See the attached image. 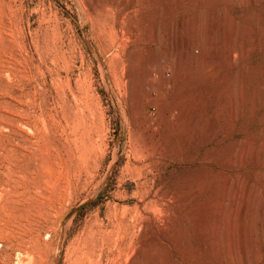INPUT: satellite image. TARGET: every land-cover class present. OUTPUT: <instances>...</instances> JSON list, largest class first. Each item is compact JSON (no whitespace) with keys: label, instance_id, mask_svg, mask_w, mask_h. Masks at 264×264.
Listing matches in <instances>:
<instances>
[{"label":"rangeland","instance_id":"rangeland-1","mask_svg":"<svg viewBox=\"0 0 264 264\" xmlns=\"http://www.w3.org/2000/svg\"><path fill=\"white\" fill-rule=\"evenodd\" d=\"M138 1L0 0V264H148L151 257L156 264H229L225 259L216 262L202 240L215 230L225 231L234 201L242 194L241 182H250V208L264 177V86L259 109H251L256 84L264 85V46L246 42L264 35V2ZM157 5L167 12L168 31L175 26L172 14L175 19H181L183 11L192 17L204 15L189 26L179 25L176 40L160 52V64L170 67L166 76L176 63L190 78L177 100L189 104L199 99L197 109L204 115L198 136L184 150L173 147L166 158H154L153 168L137 167L136 162L149 160L147 152L139 153L137 113L131 111L129 83L121 68L148 38H138L139 34L133 37L139 41L129 38V25L135 28ZM239 41L247 45L243 59L250 72L236 117L229 121L224 108L218 111L213 102L224 83L217 79L215 85L204 69L213 55L222 63ZM199 44L213 46L212 54L197 57L192 50ZM242 63L234 58L233 75ZM168 93L163 90L170 97ZM150 112L159 118L157 106H150ZM194 132L192 125L190 133ZM239 147H248L249 154L235 157ZM173 193L177 201L169 200ZM156 201L165 203L171 223L186 224L185 248L174 243L171 233L166 235L162 224L167 218ZM214 203L220 206L221 217L216 216ZM148 219L163 242L143 238L137 257L120 263V252L130 242L125 234L133 229L139 233ZM250 245L247 257L241 254L237 264H255Z\"/></svg>","mask_w":264,"mask_h":264},{"label":"bare ground","instance_id":"bare-ground-1","mask_svg":"<svg viewBox=\"0 0 264 264\" xmlns=\"http://www.w3.org/2000/svg\"><path fill=\"white\" fill-rule=\"evenodd\" d=\"M136 1H138V0H136ZM228 1H231V0H228ZM262 1L264 2V0H262ZM186 2L187 1L185 0V3ZM247 2L249 5H254L258 1L257 0H247ZM139 3L140 2L138 1V4ZM182 6H185V4H182ZM135 9L133 8L132 10H135ZM153 10L151 12L146 13L145 16L147 18L143 17L144 18L143 20L140 19L141 21L139 20V22H138L139 25L135 26V28L133 26L129 25V27H131L130 31H128V33L130 34L129 38L133 39V37H135L137 34L141 35V37H138V38H142V35H144L145 38H147V37L148 38L143 43L141 41L142 44L140 43L139 46L137 45V48H135L134 52H131L125 58L124 63L121 60L123 63V68H121V69L124 71V74L127 78L126 82L129 83V85H127V86H129V90H130V95H131L130 101H132V108H131L132 110L131 111H135L137 113V116H136L137 119H136L135 127H137L138 132H139L137 135V136H139L138 138L142 139L141 140L142 146L139 150V153L141 154V153L147 152L145 158L149 160L148 162L138 161V162H136V165H137V167H141L142 165L143 166L148 165L150 168H153L155 166L154 158H160V157L166 158L170 153L173 152V151H171L173 147L178 149V150H184V148L187 147L189 145V143L193 140V138H195V136L198 134L199 121H202L203 115H204V114H202L201 110L197 109V107L200 106L201 102L199 99H197V100L194 99L196 97H194V98L189 97V96L187 97V95H188L187 94L185 96V98L187 97V99L192 98L195 100V101H193V103L189 100L190 101L189 104L188 103L184 104V101H183V104L182 103L180 104L179 101L181 99L177 100L178 93H180L183 89L182 85L185 84L187 82V80L190 79V78L188 79V74L185 73V71H183L182 69L179 70L178 69L179 66H177L176 63H173V65L171 67L172 74L168 77L165 75V70H169L170 67L168 69H165L166 66L164 67V65L160 64V52L162 51L163 48L168 46L170 40H176V38H177L176 30L178 29V26L184 25V24L189 26L190 22H192V19L196 18L197 20H199V19L201 20V18H203L204 15L201 12L198 14L196 13V15L192 17V15H190V16L188 15L187 11H183V17L181 19H175V17H174L175 15L172 14L170 19H171V21H173L175 26H172L171 31H168L165 28V24H164L165 19L168 17L166 15L167 12L164 11L162 9V7H160L159 5H157V7L154 8ZM262 10L263 9H261V11ZM129 11H131V10H129ZM141 12H143V11L141 10ZM211 12H213V11H211ZM211 12H210V14H211ZM137 13H138V11H137ZM259 13H260V11H259ZM263 13H264V11L262 12V14ZM213 14H215V11L213 12ZM213 14H211V16ZM125 15H127V14H125ZM216 15H215V17H216ZM131 16H133V15H130V17ZM127 17L125 19L126 21L129 20ZM212 17H211V19H212ZM211 19H209L210 25L214 24V23H211ZM214 19H216V18H214ZM261 20H262V18H261ZM132 21H133V19H132ZM209 21L207 20V23ZM215 25H216V23H215ZM221 26H223V24ZM127 27H128V25H127ZM127 27H126V29H127ZM212 28L213 27H211V29ZM215 29H216V27H215ZM261 30H264V29H261ZM225 31H227V29ZM228 31L230 32V27H229ZM231 31H232V28H231ZM251 31H252V33H254V32L257 33L258 30H256V31L251 30ZM247 32H250V31H247ZM259 32H261V31H259ZM146 33H148V36H146ZM122 34L126 35L123 32H122ZM225 34H226V32H225ZM263 34H264V32H263ZM214 35H215V33H214ZM214 35H212V36H214ZM229 35H231V33H229ZM249 35L252 36V34H249ZM257 35H259V34H257ZM256 37H258V36H256ZM127 38H126V40H128ZM120 39L122 41L123 39H125V37H121ZM135 39H133V40H135ZM210 39L213 40L212 37ZM136 40H138V39H136ZM142 40L144 41V39H142ZM251 40H252V43H255V44L259 43L261 45V47H262V45L264 46V35L262 37H260V39H258V38L256 39L253 35L246 42H251ZM119 42H120V40H119ZM124 42H126V41H124ZM128 42H130V41L128 40ZM134 43H136V42H133V46H134ZM244 43L242 41H239V43H237V47L235 49H228L226 54H225V57L223 58V61L221 60L222 63H218V60L215 58V55H213L212 60L207 59V64L209 63L210 60L211 61L208 65H206V67L204 69V75L209 80L214 81V83H215V81L217 79H220L224 83V87L222 89H221V87H219L221 89V90H219V93L215 92L218 95L215 96L217 98H215V101H213V102L216 104L218 111L221 108H224V110L226 111V119H228L229 121L233 120V118H234L233 116L237 112L236 109L238 108V105L241 103V100H243L242 99V97H243L242 90H243V86H245V79H246L247 71L249 70V69L247 70V66H248L247 61H244V59L246 60V58L243 59V57H245L244 46L247 47V45H244ZM122 44H123V42H122ZM259 44H257V45H259ZM120 45H121V43H120ZM124 45L125 44H123V46ZM209 46H210V43H209ZM120 47L119 48L121 49V52H122V45ZM250 47H248L247 49L249 50ZM253 48L255 49V47H252V49ZM205 49H206V47L203 48L201 46V44H199L192 50V53H195L196 55L199 54L200 57H201V55H206V57H207L208 54H212V51L214 50L213 46L207 48L206 50ZM123 51H125V50H123ZM196 51H197V53H196ZM250 51H248V52H250ZM120 54H118V55L116 54L115 56H119ZM124 54L125 53L123 52V55ZM199 55H197V57H199ZM236 57L238 59H240L241 61H243V63L240 64L241 66H240L239 70H237V73L233 75V71H234V67H235L233 64V60ZM221 64L224 65L223 68H222ZM157 65L159 68L155 69V66H157ZM117 66H118V64H117ZM119 68H118V70H119ZM251 69H252V67H251ZM252 71H253V69H252ZM248 72H250V70ZM251 73H253V72H251ZM247 80L248 79H246V81ZM178 83H181V85L178 86ZM188 84L186 86H188ZM220 84H221V82H220ZM215 85H216V83H215ZM256 86H257V88H256L255 92H253L254 94L252 93V95H253L251 98L252 106L250 105L251 107H253V108H251V109H253V111H255L254 109L257 110L258 103H260V101H261V93H262L261 87L264 85L260 84V86H259L256 84ZM166 89H167V93H168V89H170V93H168L170 95V97H168V95L167 96L163 95V90H166ZM216 89H217V87H216ZM127 90H128V88H127ZM156 90H157V92H156ZM213 91H211V92L213 93ZM126 92H129V91H126ZM247 92H248V90H247ZM174 93H175V95H174ZM215 93H214V95H216ZM195 96H196V94H195ZM211 98H213V97H211ZM249 100H250V98H249ZM210 101H208V102H210ZM205 103H207V100ZM242 104H244V103H242ZM152 105L157 106L159 108V118H157V119H155L152 115V112H150V106H152ZM211 105H213V104L211 103ZM241 108H242V105H241ZM212 110H213V107H212ZM135 112H133L132 114H135ZM238 112H240V111H238ZM217 113L219 114L220 112H217ZM255 113H253V115H255ZM217 117L219 118V116H217ZM235 117H236V115H235ZM226 119H225V121H226ZM234 124H236V123H234ZM234 124H233V126H234ZM192 125H193V128L195 130L193 135L190 133V128ZM229 125H230V123H229ZM223 127H225V126H223ZM229 127L230 126H228L226 128H229ZM219 129H220V127H219ZM222 130H224V128H222ZM244 148H246V147H244ZM244 148L241 149V147H239L238 149L239 150L241 149V150L238 153H236V151H235V153L237 154V156H235V157L243 158L242 156L244 153L247 152L246 150L248 149V147L246 150ZM248 152H249V149H248ZM236 154H234V155H236ZM247 154H249V153H246V156H247ZM231 157L233 158V154L231 155ZM238 158H236V159H238ZM233 159H231V161H233ZM248 182L247 181L241 182L242 183V188H241L242 194L240 195V198L238 197L239 199H237V197L235 196L236 197V201H234L235 202L234 203L235 208L232 211L233 213L231 211H229L231 213L228 215L229 218L227 217L228 220L226 222L225 231L223 233L220 232L221 233L220 234L216 230L213 231L214 228H212L213 230L211 229L210 232L211 231H213V232L211 233V235L209 234L210 235L209 238L202 240V245L204 246L203 248H206V250L209 251L211 257L218 263H221L225 259L228 261L229 264H237L239 262V260L242 259V258H240L241 254L246 256L247 251H248V248H246V247H247V245H249V243H251L250 247H252V248H250V250L252 249L251 252H253V255H254V263L255 264H264V177H262L260 180V184L258 185V189L256 190V193L254 195L253 205L250 208H249V205H247L249 184H250V182L249 183ZM222 191H224V190H222ZM222 191H219V192L222 193ZM223 193H225V192H223ZM177 194H178V192H177ZM168 197H169L170 201L171 200L177 201V199H179L177 197V195H175L174 193H173V195L168 196ZM233 197H234V195H233ZM232 200H235V199H232ZM156 202H157L156 206L159 207V209L162 211V213H164L163 214L164 217L167 218V221H166V219L163 217V219H165L164 220L165 222L162 224V225H164L166 235L168 233H171L169 237L171 239H173L174 243L185 248L187 245V242H186L187 241L186 240L187 229L185 226L186 224H184V222L182 220H180L176 224L171 223L168 220V217L170 216L169 210L165 206L163 207V205L165 203H160L158 201H156ZM214 204L217 206L216 210H215V214H216V216H217V214H219L218 215V217H219L221 215L220 210H219L220 206H218V203H214ZM214 206H212V207H214ZM159 209H158V211H159ZM212 212H214V211H212ZM221 212H222V210H221ZM171 217H173V216H171ZM163 219H161V220H163ZM224 221H225V219H224ZM249 224L252 226L251 231H248L249 226L247 227V225H249ZM152 226H153L152 223L148 219L147 222H145L143 225H141V230L139 231V233L136 232L137 230H134V229L131 231H127L128 233L125 234L124 238L130 240V242H129V245L124 244V245H128V247L126 249H123L121 247L122 251L120 252V255L119 254L118 255H119L120 259L122 258L124 260H122V259H121V261L118 260L120 263L122 261L123 262L124 261L129 262V260L135 259L137 257L139 251L142 248L141 243H142L143 238L145 241L149 239L151 242L152 239H156L155 241L161 242V238H159L156 235L157 232H154V228ZM217 226H218V224H217ZM217 226H215V229L219 228V227L217 228ZM155 227H159V225L155 224ZM159 228H161V227H159ZM198 228H200V227H198ZM198 228H197L196 232L200 233L201 231ZM159 230H160V232H162L161 229H159ZM176 230L178 231V233H176ZM201 230L203 231V229H201ZM163 234L165 235V233H163ZM170 238H168V239L170 240ZM247 239L250 240L249 243L247 242V241H249ZM126 243H128V242L126 241ZM248 255L250 256L251 254H248ZM147 263L148 264H156V261L154 259H152V257H151V259ZM114 264H115V262H114ZM121 264H124V263H121Z\"/></svg>","mask_w":264,"mask_h":264}]
</instances>
